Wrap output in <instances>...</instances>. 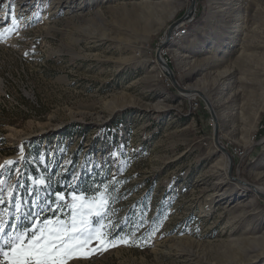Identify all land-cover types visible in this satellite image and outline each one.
Listing matches in <instances>:
<instances>
[{
    "label": "rangeland",
    "instance_id": "obj_1",
    "mask_svg": "<svg viewBox=\"0 0 264 264\" xmlns=\"http://www.w3.org/2000/svg\"><path fill=\"white\" fill-rule=\"evenodd\" d=\"M68 2L0 0V31L20 20L0 41L7 194L25 214L39 200L42 225L53 193L115 179L116 245L102 228L65 264H264V197L233 179L264 194V0L236 23L214 0Z\"/></svg>",
    "mask_w": 264,
    "mask_h": 264
},
{
    "label": "snow or ice",
    "instance_id": "obj_2",
    "mask_svg": "<svg viewBox=\"0 0 264 264\" xmlns=\"http://www.w3.org/2000/svg\"><path fill=\"white\" fill-rule=\"evenodd\" d=\"M7 18L12 26L0 31V41L6 35L20 29V20L14 9L9 11ZM19 151L23 152V146ZM15 164H18V161H7L5 165H0V171L8 168L17 172L19 169L11 168ZM3 183V180H0V264H65L73 253L92 241L102 228L105 229L104 237H111L108 243L116 245V236L112 235V223L105 224L112 211L110 200L114 198L111 193L116 191L114 185L117 182L114 178L111 190L108 182H104L87 196L83 193L77 195L70 193L66 200L63 194L53 193L55 199L48 204L47 211L55 213V219L44 217L42 225H38L36 220L44 211L36 210L39 200H34L31 210L25 214L19 195H8ZM37 186H44V180L40 179ZM28 194L34 195V190ZM5 213H8L7 219H4ZM61 216L64 217L63 220ZM28 217L33 219L27 227H21L20 222ZM142 227L143 224L134 225L136 229ZM156 231L157 228H152L140 238L141 241L147 243L154 237ZM132 235H135V232ZM25 240L27 243H24ZM120 242L128 241L122 237ZM100 244L103 247L104 240H101ZM3 257H10V260L5 262L2 260Z\"/></svg>",
    "mask_w": 264,
    "mask_h": 264
},
{
    "label": "bare ground",
    "instance_id": "obj_3",
    "mask_svg": "<svg viewBox=\"0 0 264 264\" xmlns=\"http://www.w3.org/2000/svg\"><path fill=\"white\" fill-rule=\"evenodd\" d=\"M71 2L73 4L75 2V0H69L68 4L71 3ZM214 2L216 3V5H218L215 16L218 17L219 12L221 10L220 7L223 8L224 5L225 6L227 5L226 6V7H228L227 9L231 10V17H232L234 23H236L237 20L240 18L241 11H242L243 7L246 6V3L245 2L243 3L242 0H222L220 2H219V0H214ZM163 64L166 67V65H167L166 61H164ZM192 96H194V95L192 94ZM262 98H264V92H263ZM240 151H241V153H244V150L242 148L235 150V152H240ZM258 190H260V191L262 190L263 191V189L261 187H258Z\"/></svg>",
    "mask_w": 264,
    "mask_h": 264
},
{
    "label": "water",
    "instance_id": "obj_4",
    "mask_svg": "<svg viewBox=\"0 0 264 264\" xmlns=\"http://www.w3.org/2000/svg\"><path fill=\"white\" fill-rule=\"evenodd\" d=\"M173 27H174V26L172 25V27L170 28V31H172V28H173ZM158 59H160V57H159ZM160 60H161V62H162V64H163L164 61H163L162 59H160ZM166 67H167V68L169 69V71H170V74H169V75H171V79H172V81L174 82V84H176V79H175L174 75L171 74V73H172V70L169 68L168 65H166ZM182 91L187 92V93H189V94H190V93H195V92H196V91L193 90V89H190V90L182 89ZM201 94L204 96L203 93H201ZM218 132H219V129H218V127H217L216 130H215V139H217V144H218L219 148H220L223 152L225 151V152L229 155V151L227 150V148H226L225 146H222V145H221V142H220V139H219ZM233 179H235L236 181H238V182H239L240 184H242V185H245V186H247V187H250V188L254 189V191H256V192L259 193V195H261L262 197H264V194L258 190V187H254V186H252L251 184L247 183L245 180L240 179V178H235V177H233Z\"/></svg>",
    "mask_w": 264,
    "mask_h": 264
},
{
    "label": "trees",
    "instance_id": "obj_5",
    "mask_svg": "<svg viewBox=\"0 0 264 264\" xmlns=\"http://www.w3.org/2000/svg\"><path fill=\"white\" fill-rule=\"evenodd\" d=\"M196 21L191 24L192 26H197L199 24V22L201 21V18H199V15L195 17Z\"/></svg>",
    "mask_w": 264,
    "mask_h": 264
},
{
    "label": "built area",
    "instance_id": "obj_6",
    "mask_svg": "<svg viewBox=\"0 0 264 264\" xmlns=\"http://www.w3.org/2000/svg\"><path fill=\"white\" fill-rule=\"evenodd\" d=\"M178 31H181V29H178ZM234 154L238 155V156H244V154H246V153H241V151H240V152H234Z\"/></svg>",
    "mask_w": 264,
    "mask_h": 264
}]
</instances>
